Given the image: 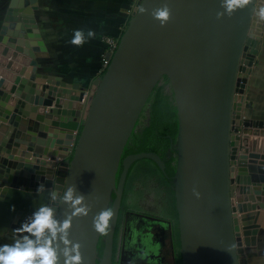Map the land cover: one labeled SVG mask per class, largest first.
I'll return each instance as SVG.
<instances>
[{
  "label": "water",
  "instance_id": "1",
  "mask_svg": "<svg viewBox=\"0 0 264 264\" xmlns=\"http://www.w3.org/2000/svg\"><path fill=\"white\" fill-rule=\"evenodd\" d=\"M34 3L9 0L0 23V238L42 203L64 219L71 210L63 194L75 185L89 207L86 216L73 217L70 229L83 264H121L124 250L114 259L113 245L128 170L142 158L165 169L155 152L121 156L150 93L166 77L177 116L171 146L179 264H240L245 247L264 235V121L241 115L264 0H248L230 14L223 0H137L82 112L75 108L85 97L77 84L71 94L58 77L33 74L39 53L32 48L40 49L33 40L39 37ZM165 3L171 17L162 25L151 13ZM141 6L148 11L140 13ZM53 90L64 105L47 100L55 99ZM45 97L47 112L30 104ZM110 201L109 230L97 233L93 217Z\"/></svg>",
  "mask_w": 264,
  "mask_h": 264
},
{
  "label": "crops",
  "instance_id": "2",
  "mask_svg": "<svg viewBox=\"0 0 264 264\" xmlns=\"http://www.w3.org/2000/svg\"><path fill=\"white\" fill-rule=\"evenodd\" d=\"M136 1L36 0V3L30 5V7L32 10L31 14L35 19V30L39 34V37L33 38V40H35L36 45L40 49L38 51L32 48L33 53L35 51L37 54L39 53L38 56L34 57L35 70L33 74L50 76L53 81L58 77L59 79L57 80H60V84L64 85L70 92H73L71 94L77 91L72 89L74 84H77V89L81 88L80 90H83L85 94L83 99L86 101L92 83L102 74V58L107 53L106 38L116 39L120 36L135 9ZM132 8L133 10L131 11ZM74 29H84L85 33L88 29H92L96 33L95 38L88 39L83 46L77 47L70 43ZM40 41L42 44H39ZM257 54H260L261 58L264 57V21L260 48ZM22 66L23 68L25 67V70L29 67L27 63L22 64ZM262 67H264V64L261 63V59L258 61L256 59L252 65L241 105V115L244 118L264 121V79L260 76ZM40 77L37 76L35 81H40L42 79ZM41 84L46 86L45 82L39 83L38 86ZM48 85L53 86L51 84ZM256 90L258 91L256 92ZM34 94L36 95L37 92L34 91ZM53 95H55L54 90ZM38 96L40 97L41 95L38 94ZM45 99L46 97L40 101L41 103L39 102L40 105L33 102H30V104L38 108L42 106L44 108L42 110L47 112L51 107L46 106ZM63 99L55 95V99L47 100L52 103L59 102L63 104ZM84 105L85 102H78L75 108L82 112ZM70 110L67 109L68 112ZM25 119H31V116L27 115ZM33 120V122L28 120V127L30 126L32 129L35 128L34 122H37L35 119ZM60 131L59 133L64 134V131ZM126 202L129 203L131 200ZM30 215L31 213L26 215L20 223H16L15 227L6 232L0 238V245L11 244L14 239L19 238L22 233L14 230ZM171 217L170 215L168 218L171 219ZM127 229L129 237H127V242L126 240L124 242V248L129 250L132 245H135V242L139 241V238H137L138 233H136L133 223H130ZM121 231L122 229L120 228L119 235ZM154 232L155 241L153 246H155V255L161 256L165 251L164 259L161 257L162 264H175L176 262L178 264V257L173 254L171 249V237L165 238V232L157 228L154 229ZM120 239L121 237L119 236ZM119 240L117 252L120 248ZM239 259L240 264H264V235H257L255 241L253 243L250 242L239 255Z\"/></svg>",
  "mask_w": 264,
  "mask_h": 264
},
{
  "label": "clouds",
  "instance_id": "3",
  "mask_svg": "<svg viewBox=\"0 0 264 264\" xmlns=\"http://www.w3.org/2000/svg\"><path fill=\"white\" fill-rule=\"evenodd\" d=\"M248 0H223V7L230 14L235 8L243 7ZM148 9L141 6L140 13ZM152 16L163 25L171 17L168 4L152 10ZM223 13H218L221 16ZM261 18L264 19V9H261ZM95 31L88 29H74L70 43L81 47L88 39L95 38ZM44 190L40 185L38 192ZM194 195L199 198L200 193L195 188ZM56 199L55 196L52 197ZM63 201L71 211L67 212L64 219H59L56 208L47 203H42L21 225L14 231L22 235L14 239L11 244L0 245V264H83L81 244L70 239L72 219L76 216H86L89 207L85 203V196L78 194L75 185L68 186L63 194ZM112 208H106L93 217V227L97 233L106 234L109 230L110 220L114 216Z\"/></svg>",
  "mask_w": 264,
  "mask_h": 264
},
{
  "label": "flooded vegetation",
  "instance_id": "4",
  "mask_svg": "<svg viewBox=\"0 0 264 264\" xmlns=\"http://www.w3.org/2000/svg\"><path fill=\"white\" fill-rule=\"evenodd\" d=\"M9 0H0V21L2 22L3 17L5 16L7 5ZM162 89L165 84L168 83V80L165 77L161 78ZM169 84V83H168ZM142 116V115H141ZM146 120H142L139 124L136 125L135 130H141V128L146 124ZM138 123V122H137ZM173 149V148H171ZM175 155V151L173 150ZM132 166V165H131ZM131 166L128 170L122 200L125 197V189L128 183V176L131 170ZM120 167V166H119ZM114 197V194L111 195V201ZM121 200V203H122ZM111 201L109 207L111 205ZM125 201V200H124ZM132 203V202H131ZM129 203L125 202L122 203L119 208V214L117 219V224L114 233V245H113V258H117L119 255V251L117 252V244L119 240V236L121 237L120 241V250H124V255L121 264H162V259H164L165 251L161 256L155 255V246H153V242L155 241V232L154 229H159L165 232V238L171 237L170 240L172 242L171 249L173 254H176L178 257V264H179V245L177 243L178 240V233H177V217L176 219L174 216L171 219L168 216H164L159 212L153 211L152 209L147 208L146 206L135 204L128 205ZM125 205V206H123ZM133 206V208H131ZM133 223L136 233H138L139 241L135 242V245H132L131 249L127 250L124 248V242L128 240V229L127 226ZM122 229L119 235V229ZM127 238V239H126ZM102 244V240L99 239L98 246ZM134 244V243H133ZM97 246V247H98ZM103 246V245H102ZM113 264H119L117 261ZM177 264V262L175 263Z\"/></svg>",
  "mask_w": 264,
  "mask_h": 264
},
{
  "label": "trees",
  "instance_id": "5",
  "mask_svg": "<svg viewBox=\"0 0 264 264\" xmlns=\"http://www.w3.org/2000/svg\"><path fill=\"white\" fill-rule=\"evenodd\" d=\"M159 83L154 86L143 110L144 112L145 109H147V122L141 130L134 129L131 133L122 152L121 159L132 153L150 151L157 153L164 161L165 169L164 171H160L159 168L157 166L156 167L172 189V178L175 169V155L174 152H172L173 149H171V141L174 143L177 134V116L173 96L165 93L162 89V85ZM140 122L139 118L137 124ZM120 170L121 166L117 171V177ZM101 251L102 244L97 247L98 257L101 255Z\"/></svg>",
  "mask_w": 264,
  "mask_h": 264
},
{
  "label": "rangeland",
  "instance_id": "6",
  "mask_svg": "<svg viewBox=\"0 0 264 264\" xmlns=\"http://www.w3.org/2000/svg\"><path fill=\"white\" fill-rule=\"evenodd\" d=\"M132 10L133 8L131 11ZM119 37L120 36H118V38ZM259 55L260 54H257L255 60L257 59L258 61L261 59V63L264 64V57L261 58ZM260 76L264 79V67L261 68ZM165 85L163 91L172 95L169 84L167 83ZM257 91L258 90H256V92ZM146 113L147 109H145L140 117V121L146 120ZM128 177V183L125 189V201L122 200L123 204L131 200L136 206H146L164 216L169 217L171 215L176 219L173 191L166 179L159 173L156 165L150 159L142 158L136 160L131 166ZM131 202H129L128 205H131ZM131 208H133V206H131Z\"/></svg>",
  "mask_w": 264,
  "mask_h": 264
},
{
  "label": "built area",
  "instance_id": "7",
  "mask_svg": "<svg viewBox=\"0 0 264 264\" xmlns=\"http://www.w3.org/2000/svg\"><path fill=\"white\" fill-rule=\"evenodd\" d=\"M106 44H107V53L106 54H112L116 48L118 38H106ZM109 64V58L106 57V55L102 58V72L106 69L107 65ZM85 102V99L82 100Z\"/></svg>",
  "mask_w": 264,
  "mask_h": 264
}]
</instances>
